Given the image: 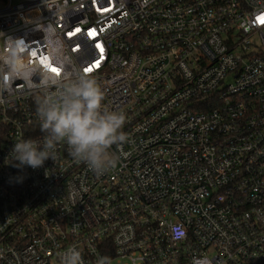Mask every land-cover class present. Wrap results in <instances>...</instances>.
I'll return each instance as SVG.
<instances>
[{"label":"built area","instance_id":"built-area-1","mask_svg":"<svg viewBox=\"0 0 264 264\" xmlns=\"http://www.w3.org/2000/svg\"><path fill=\"white\" fill-rule=\"evenodd\" d=\"M0 31L36 69L0 79V264L73 245L83 264H264V0H0ZM80 71L125 114L114 165L97 174L60 142L14 167L13 143L44 135L41 76Z\"/></svg>","mask_w":264,"mask_h":264},{"label":"clouds","instance_id":"clouds-1","mask_svg":"<svg viewBox=\"0 0 264 264\" xmlns=\"http://www.w3.org/2000/svg\"><path fill=\"white\" fill-rule=\"evenodd\" d=\"M0 34L12 41L8 51H0V79L7 73L12 79L20 78L31 85L36 69L28 63L26 51L17 47L22 38L3 31ZM43 36L52 59L62 60L65 45L52 24L44 26ZM39 87L41 97L36 115L44 135L42 139L15 141L8 154L10 164L21 170L26 166L40 168L46 160H52L56 145L63 142L75 160L85 163L97 174L113 166L116 157L111 147L127 140L123 131L125 114L103 106V92L96 77L83 71L64 77L42 75ZM57 264H83L78 246L66 248L58 256ZM95 264H109V257L100 256Z\"/></svg>","mask_w":264,"mask_h":264},{"label":"snow or ice","instance_id":"snow-or-ice-1","mask_svg":"<svg viewBox=\"0 0 264 264\" xmlns=\"http://www.w3.org/2000/svg\"><path fill=\"white\" fill-rule=\"evenodd\" d=\"M76 31H77V32H79L80 30H79V29H77ZM69 34L71 35V33H69ZM89 35L91 36V35H94V34H93V33H89ZM99 47H100V46H99V45H97V48H99ZM52 71H53V72H57V73H58V71H59V70H58V69H56V68H53V69H52ZM85 71H87V69H85Z\"/></svg>","mask_w":264,"mask_h":264}]
</instances>
